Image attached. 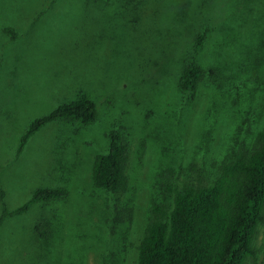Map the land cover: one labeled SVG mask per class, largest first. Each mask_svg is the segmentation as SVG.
I'll list each match as a JSON object with an SVG mask.
<instances>
[{"label": "rangeland", "instance_id": "obj_1", "mask_svg": "<svg viewBox=\"0 0 264 264\" xmlns=\"http://www.w3.org/2000/svg\"><path fill=\"white\" fill-rule=\"evenodd\" d=\"M204 36L197 43L198 36ZM205 71L193 96L180 76ZM88 94L94 122L29 125ZM264 127V0H0V264H137L156 204L209 179ZM119 130L129 187L93 183ZM3 194V196H2ZM254 246L264 264V222Z\"/></svg>", "mask_w": 264, "mask_h": 264}, {"label": "trees", "instance_id": "obj_2", "mask_svg": "<svg viewBox=\"0 0 264 264\" xmlns=\"http://www.w3.org/2000/svg\"><path fill=\"white\" fill-rule=\"evenodd\" d=\"M204 36L197 39L198 46ZM205 71L192 61L180 76V89L193 96ZM96 102L86 93L61 103L31 122L21 137V152L30 136L47 123L69 119L81 124L95 121ZM128 150L119 130L109 133L106 153L95 159L92 178L96 187L121 193L129 187ZM171 204L153 206L141 243L137 264H246L256 263L254 246L264 222V127L252 148L235 151L209 179L186 180L173 189ZM64 187H39L13 212L21 213L35 202L64 198ZM3 196V194H2Z\"/></svg>", "mask_w": 264, "mask_h": 264}]
</instances>
